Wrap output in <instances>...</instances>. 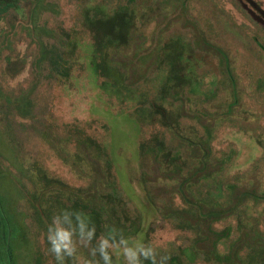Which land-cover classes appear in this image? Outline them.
Returning a JSON list of instances; mask_svg holds the SVG:
<instances>
[{
	"label": "rangeland",
	"instance_id": "obj_1",
	"mask_svg": "<svg viewBox=\"0 0 264 264\" xmlns=\"http://www.w3.org/2000/svg\"><path fill=\"white\" fill-rule=\"evenodd\" d=\"M65 208L167 264H264V26L239 0L0 1V264H56Z\"/></svg>",
	"mask_w": 264,
	"mask_h": 264
},
{
	"label": "clouds",
	"instance_id": "obj_2",
	"mask_svg": "<svg viewBox=\"0 0 264 264\" xmlns=\"http://www.w3.org/2000/svg\"><path fill=\"white\" fill-rule=\"evenodd\" d=\"M96 226L90 225L89 217L83 211L60 209L47 224L46 240L48 253L56 264H114L123 258L124 264H167L170 257L161 255L151 243L125 237L122 232L110 229L109 234L96 235ZM93 241L95 243L93 244ZM89 248L88 259L79 254V248Z\"/></svg>",
	"mask_w": 264,
	"mask_h": 264
},
{
	"label": "crops",
	"instance_id": "obj_3",
	"mask_svg": "<svg viewBox=\"0 0 264 264\" xmlns=\"http://www.w3.org/2000/svg\"><path fill=\"white\" fill-rule=\"evenodd\" d=\"M239 3L249 15H252L259 23H261L264 26V17H262V15H264V9H263L264 0L263 1H249L250 4L245 3L244 0H239ZM249 5L252 6V8H250Z\"/></svg>",
	"mask_w": 264,
	"mask_h": 264
},
{
	"label": "trees",
	"instance_id": "obj_4",
	"mask_svg": "<svg viewBox=\"0 0 264 264\" xmlns=\"http://www.w3.org/2000/svg\"><path fill=\"white\" fill-rule=\"evenodd\" d=\"M1 1V0H0ZM8 229V227L6 226V224H4V223H2V230H3V232H4V238H5V243H4V248H5V250H7V252L9 253L10 252V250H9V245H8V235H9V233H8V231H7V233H6V230Z\"/></svg>",
	"mask_w": 264,
	"mask_h": 264
}]
</instances>
